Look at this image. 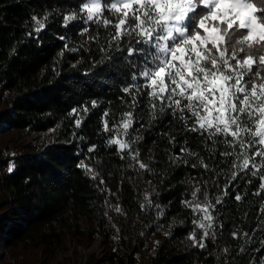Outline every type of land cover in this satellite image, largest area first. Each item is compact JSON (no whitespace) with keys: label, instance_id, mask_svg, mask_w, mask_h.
Here are the masks:
<instances>
[{"label":"trees","instance_id":"16d2710c","mask_svg":"<svg viewBox=\"0 0 264 264\" xmlns=\"http://www.w3.org/2000/svg\"><path fill=\"white\" fill-rule=\"evenodd\" d=\"M81 2L0 0V105L10 106V110L0 112V127L30 138L26 148L35 151L6 155L0 160V192L5 196L0 202V258L6 257L10 264H36L40 253L48 264L55 250L63 247L67 230L81 246L101 237L108 264H260L264 259V213L259 209L264 194L252 195L258 179L248 177L253 179L250 186L243 179L234 182L239 185L236 191L243 194L247 190V195L236 202L235 191L229 189L231 196L225 198L222 207L218 206L223 223L218 240L213 243L208 239L206 248L200 249L191 246L188 236L195 230L199 237L202 230L192 223L196 216L181 201L191 199L196 181L203 184L219 168L226 167L220 164L219 154L212 160L197 134H178L176 129L182 125L167 113L151 127L145 116L144 128L134 124L138 133L129 130L132 135L143 136L136 147L140 159L154 172L138 175V166L129 168L132 162L122 161L115 145L106 146V139L113 133L102 131L104 110H111L110 127L121 113L131 111L121 101V97L129 102L130 98L120 90L130 82V69L120 53H111L113 59L100 62L98 49L105 43L102 27V39L91 45V51L81 48L59 56L64 44L58 39L60 35L71 38L69 47L77 46L89 34L95 35L96 25L85 37L76 31L82 24L61 27L62 15L58 13L78 8ZM53 10L58 12L49 18L39 36L35 32L29 36L34 23L31 16L42 17L45 11ZM92 100L98 101L95 109ZM85 104L91 109L87 114L82 110ZM143 105L141 98L137 113ZM74 108L80 109L79 115L84 117L80 128L75 127L76 117L69 115ZM163 133L175 135L176 144H169ZM186 138L187 146L198 151L213 166V172H205L195 158H188L187 165L170 166L169 150L179 153ZM91 145L97 148L88 153ZM82 159L98 173L97 179L77 167ZM194 163L196 168L192 167ZM191 177L195 181L188 183ZM101 179L104 184H100ZM218 179L222 187L225 179ZM209 191L214 203L219 189L211 186ZM145 193L153 206L142 210ZM199 196L202 199L203 192ZM116 205L121 213L114 210ZM155 205L163 209L162 214ZM124 213L129 216L133 241L130 253L122 232ZM234 231L239 238H232ZM245 232L248 237L243 235ZM242 246L244 252H240ZM225 248L227 255L223 253Z\"/></svg>","mask_w":264,"mask_h":264},{"label":"snow or ice","instance_id":"6c2138e0","mask_svg":"<svg viewBox=\"0 0 264 264\" xmlns=\"http://www.w3.org/2000/svg\"><path fill=\"white\" fill-rule=\"evenodd\" d=\"M57 12L45 11L42 17L32 15L34 23L28 35L35 32L39 36ZM257 13H264V3L257 0H82L78 8L58 13L62 15L61 27L65 29L74 22L83 25L76 30L81 37L89 34L93 25L97 26L95 35H87L74 47H69L70 37L60 35L58 39L64 44L59 56L63 57L65 51L76 53L81 48L91 51V45L99 44L102 39V27L105 43L98 49L102 54L100 62L113 59L111 53H120V59L130 69V82L124 83L120 90L130 98L129 102L121 97V101L131 111L121 113L111 127L108 120L111 110L105 109L101 117L102 131L113 133L106 139V146L115 145L116 155L122 161L132 162L129 168L138 166V175L154 172L149 163L140 159L141 152L136 147L143 136L132 135L129 130L138 133L134 128L136 123L144 128L145 116L151 127L165 113L182 125L176 129L178 134H197L212 160L217 153L222 158L220 164L226 167L219 168L203 184L196 181L191 199L181 201L196 216L192 223L203 233L199 237L195 230L189 234L192 247L204 249L208 239L217 242L218 230L223 229L218 206L222 207L225 198L231 196L230 188L235 191L236 202L247 195V190L243 194L236 191L239 185L234 182L238 178L249 186L253 179L248 177L258 179L259 185L252 195L264 194V16ZM141 98L147 111L142 109L137 113ZM91 105L93 109L99 106L96 100ZM82 110L85 114L91 111L86 104ZM79 112L80 109L74 108L69 114L76 117V128L84 120ZM162 135L169 138V144H176L175 135ZM187 144L186 138L179 153L169 150L170 166L187 165L188 158H195L205 172H213V166ZM96 148V145L89 146L88 153ZM77 167L91 179H97L98 173L84 159ZM192 167L196 168L197 164ZM8 170L13 169L10 166ZM219 177L225 179L222 187ZM194 181L191 177L187 182ZM104 183L101 179L100 184ZM211 186L219 189L214 203L209 191ZM145 206H153L148 193L141 209ZM155 207L160 209L159 205ZM114 210L122 212L119 205ZM259 211L264 213V202ZM231 235L233 239L239 238L236 231ZM243 235L248 237L247 232ZM244 251L242 246L240 252ZM223 253L227 255L228 249H223ZM260 264H264V259Z\"/></svg>","mask_w":264,"mask_h":264},{"label":"rangeland","instance_id":"374dc122","mask_svg":"<svg viewBox=\"0 0 264 264\" xmlns=\"http://www.w3.org/2000/svg\"><path fill=\"white\" fill-rule=\"evenodd\" d=\"M10 110V106L0 105V112ZM30 138L20 136V132L6 131L0 127V160L6 155L18 152L33 154L35 151L26 148ZM5 196L0 192V202ZM1 214V213H0ZM129 216L124 213L122 232L128 253L131 252L132 236L129 233ZM66 232L65 242L62 248L55 250L48 264H108L106 247L102 238L97 237L85 246L78 245L69 231ZM146 256V252L144 253ZM141 258H139L140 260ZM0 264H10L6 257L0 258ZM36 264H46L43 256L39 253Z\"/></svg>","mask_w":264,"mask_h":264},{"label":"built area","instance_id":"2783aa9c","mask_svg":"<svg viewBox=\"0 0 264 264\" xmlns=\"http://www.w3.org/2000/svg\"><path fill=\"white\" fill-rule=\"evenodd\" d=\"M65 231H67V230H65Z\"/></svg>","mask_w":264,"mask_h":264}]
</instances>
